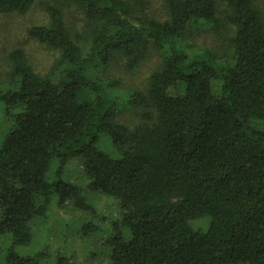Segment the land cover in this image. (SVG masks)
Masks as SVG:
<instances>
[{
	"label": "trees",
	"instance_id": "16d2710c",
	"mask_svg": "<svg viewBox=\"0 0 264 264\" xmlns=\"http://www.w3.org/2000/svg\"><path fill=\"white\" fill-rule=\"evenodd\" d=\"M36 0H0V14L25 13ZM164 0L167 19L144 13L146 0H55L48 21L29 37L60 53L58 75H39L22 48L8 53L0 80V235L5 264H40L42 253L17 246L32 238L29 222L45 217L56 196L86 207L63 168L79 157L92 191L117 201L107 240L110 264H264V17L257 0ZM83 14L70 28L64 10ZM230 27L233 62L209 49L186 50L192 28ZM158 65L144 91L124 101L119 79L105 76L124 57ZM117 103L150 107L133 128L117 122ZM107 134L116 153L97 146ZM57 166L51 177V165ZM207 219L206 229L191 221ZM104 221V217H103ZM102 222V220H101ZM99 224L86 223L87 233ZM56 264H75L56 255Z\"/></svg>",
	"mask_w": 264,
	"mask_h": 264
},
{
	"label": "rangeland",
	"instance_id": "374dc122",
	"mask_svg": "<svg viewBox=\"0 0 264 264\" xmlns=\"http://www.w3.org/2000/svg\"><path fill=\"white\" fill-rule=\"evenodd\" d=\"M55 0H36L25 13L0 14V80L8 76L10 64L8 53L13 48H22L33 70L39 75L56 77L61 67L60 53L47 45L29 37L27 29L32 25L45 24L48 15L46 4H53ZM144 13L158 20L167 19V9L164 0H146ZM218 9L224 7L223 0H216ZM256 5L264 17V0H257ZM67 25L73 30H80L83 23V14L75 6L64 10ZM232 30L230 27L220 30L219 33L192 28L183 37L186 50L199 51L209 49L216 53L218 61L233 62V50L230 44ZM159 60L155 53L150 55L136 68L130 69L126 59L119 57L105 73L112 74L119 79L113 94L119 96V102L124 101L132 91H144L150 72L158 65ZM109 73V74H108ZM121 113L116 117L117 122L133 128L140 122L147 120L146 115H152L150 107H132L128 103H117ZM0 103V141L10 128V123L3 118ZM97 146L104 152L115 156L110 137L104 132L99 133ZM57 164L51 165L48 176L51 177ZM65 181L74 183L84 198L86 207L67 200L58 205L56 196L45 217H36L29 222L32 231L31 241L24 246H17L16 250L23 255L42 253L40 264H56V255H62L75 264H110L108 257L107 240L112 233L111 221L117 217V201L114 197L92 191L88 187V178L83 171L82 162L75 156L69 159L63 168ZM104 217V221H103ZM102 220V222H101ZM86 223L99 224L96 229L87 233L80 231L81 225ZM191 225L198 229H206L207 219L201 218L191 221ZM9 245V238L0 235V264L4 263V251Z\"/></svg>",
	"mask_w": 264,
	"mask_h": 264
}]
</instances>
